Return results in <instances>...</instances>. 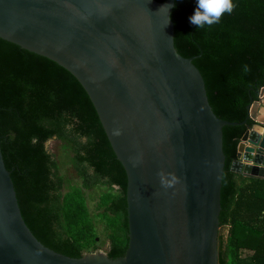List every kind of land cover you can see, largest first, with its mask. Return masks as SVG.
<instances>
[{
  "label": "water",
  "instance_id": "1",
  "mask_svg": "<svg viewBox=\"0 0 264 264\" xmlns=\"http://www.w3.org/2000/svg\"><path fill=\"white\" fill-rule=\"evenodd\" d=\"M174 0H0V38L69 71L126 174L128 241L110 258L43 245L26 225L0 149V264H218L222 128L193 57L174 46ZM230 170L264 177V112Z\"/></svg>",
  "mask_w": 264,
  "mask_h": 264
},
{
  "label": "trees",
  "instance_id": "2",
  "mask_svg": "<svg viewBox=\"0 0 264 264\" xmlns=\"http://www.w3.org/2000/svg\"><path fill=\"white\" fill-rule=\"evenodd\" d=\"M163 1V0H157ZM174 46L193 57L222 128L218 264H264V178L230 170L264 86V0H174ZM61 142L80 180L70 183L47 148ZM0 149L22 217L45 246L71 257L127 246L126 174L78 80L54 61L0 38ZM104 185L91 215L84 190ZM227 229V233L225 230Z\"/></svg>",
  "mask_w": 264,
  "mask_h": 264
},
{
  "label": "rangeland",
  "instance_id": "3",
  "mask_svg": "<svg viewBox=\"0 0 264 264\" xmlns=\"http://www.w3.org/2000/svg\"><path fill=\"white\" fill-rule=\"evenodd\" d=\"M46 146L56 155L58 161L60 162V173L63 175V177L70 183L79 184L80 180L76 176L69 162V159H68L69 152L62 148L61 142L57 139H51L46 143ZM107 190L108 188L104 185H99L93 188L92 190H84V194L87 200L89 211L95 220H97V217L95 216V214L98 211L96 209V202L98 200V196L100 195L101 192H104ZM97 240L100 245L98 249L106 252V249L109 243L108 238L105 236L104 233L99 232ZM89 252H92V251H89Z\"/></svg>",
  "mask_w": 264,
  "mask_h": 264
},
{
  "label": "crops",
  "instance_id": "4",
  "mask_svg": "<svg viewBox=\"0 0 264 264\" xmlns=\"http://www.w3.org/2000/svg\"><path fill=\"white\" fill-rule=\"evenodd\" d=\"M260 101L261 102L264 101V94L260 97ZM260 106L264 108V104L263 103ZM257 114H258V116L260 118H264V112H259ZM246 178L250 179V178H264V177H246ZM225 233H227V229L225 230Z\"/></svg>",
  "mask_w": 264,
  "mask_h": 264
}]
</instances>
